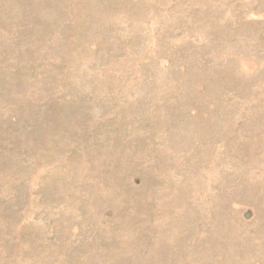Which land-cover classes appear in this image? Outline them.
<instances>
[{"label": "rangeland", "instance_id": "rangeland-1", "mask_svg": "<svg viewBox=\"0 0 264 264\" xmlns=\"http://www.w3.org/2000/svg\"><path fill=\"white\" fill-rule=\"evenodd\" d=\"M0 264H264V0H0Z\"/></svg>", "mask_w": 264, "mask_h": 264}]
</instances>
